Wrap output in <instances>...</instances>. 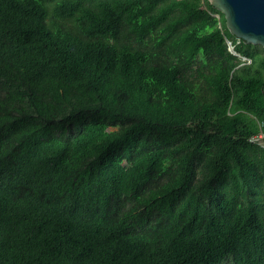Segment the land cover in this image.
<instances>
[{"label":"trees","instance_id":"obj_1","mask_svg":"<svg viewBox=\"0 0 264 264\" xmlns=\"http://www.w3.org/2000/svg\"><path fill=\"white\" fill-rule=\"evenodd\" d=\"M0 264H264V50L207 0H0Z\"/></svg>","mask_w":264,"mask_h":264},{"label":"water","instance_id":"obj_2","mask_svg":"<svg viewBox=\"0 0 264 264\" xmlns=\"http://www.w3.org/2000/svg\"><path fill=\"white\" fill-rule=\"evenodd\" d=\"M223 15L225 27L237 40L264 50V0H207ZM228 51L238 56L228 41Z\"/></svg>","mask_w":264,"mask_h":264},{"label":"rangeland","instance_id":"obj_3","mask_svg":"<svg viewBox=\"0 0 264 264\" xmlns=\"http://www.w3.org/2000/svg\"><path fill=\"white\" fill-rule=\"evenodd\" d=\"M262 138H263L262 136L259 137V142L260 143H262V140H261Z\"/></svg>","mask_w":264,"mask_h":264}]
</instances>
